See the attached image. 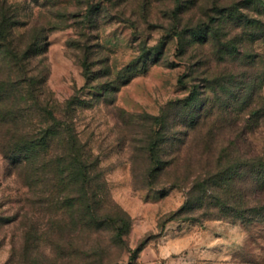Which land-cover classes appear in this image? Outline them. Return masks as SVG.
Instances as JSON below:
<instances>
[{"label": "rangeland", "instance_id": "rangeland-1", "mask_svg": "<svg viewBox=\"0 0 264 264\" xmlns=\"http://www.w3.org/2000/svg\"><path fill=\"white\" fill-rule=\"evenodd\" d=\"M242 3L0 0L13 41H38L28 68L43 102L94 155L88 188L36 164L26 180L1 134L38 124L34 103L15 124L1 114L0 264H264V189L236 165L255 142L233 128L241 103L264 96V27L228 15ZM246 10L264 22V0ZM238 35L244 46L226 49ZM257 141L264 155V127ZM220 157L233 169L203 186Z\"/></svg>", "mask_w": 264, "mask_h": 264}, {"label": "trees", "instance_id": "trees-1", "mask_svg": "<svg viewBox=\"0 0 264 264\" xmlns=\"http://www.w3.org/2000/svg\"><path fill=\"white\" fill-rule=\"evenodd\" d=\"M257 1L244 0L242 6L238 4L228 9V15H236L247 25L258 26L259 29H262L264 22L261 19L253 18L246 12V8ZM5 25L4 19L0 16V117L1 114L9 116L10 122L15 124L14 120L18 119L19 113L23 111L20 105L31 101L34 104L30 107L32 111L36 112L34 120L40 119L38 124L31 126L32 128L27 132H23V134H16L13 131L2 132V141H5V143L9 142L8 145L11 147L4 148L5 146H3L5 153H9L14 170L21 171L22 174L24 173L26 180L30 178L28 173L31 167L36 164L42 175L52 174L59 176L63 180V176L67 172V177L70 180L82 181L83 185L86 186L85 188H88L92 174L86 160L94 159V155L91 151L87 152L85 147L80 145L78 134L75 133L74 123H72V126L68 125L65 129V123L58 119L55 107L49 105L48 102H43L42 97L46 95L48 89L43 86L44 81H40L33 74L32 70L28 68L32 56L39 52L38 41L33 43L29 52H25L21 48L23 44L21 42L15 43L11 34H7ZM250 36L252 35L250 34ZM245 39L248 40L247 37ZM245 39L242 35L241 37L238 35L237 37L225 39L224 45L226 49H231L234 52L240 50L239 47L244 46ZM252 39H254L253 36ZM229 75L230 73L227 76L225 75V78L229 79ZM39 84L40 86H38ZM254 85L256 84L253 81L248 85L249 89L253 88ZM226 90L228 95L230 94L234 100L225 98L223 99L222 106L230 112L235 109L233 107L235 103H239V96L235 94L236 92L232 88H227ZM251 93L250 95H253L241 103L243 111L240 116L235 118L236 121L233 123V128L236 129L234 131L237 134L239 133L238 135L245 142H255V144L254 148L246 153L250 158L242 162L239 160L236 165L241 169L251 168L252 172H249V174L257 179L259 183L257 190H261L264 189V155L263 152L257 149L259 145L257 132L258 129L264 127L261 123V119L264 118V96L257 94L256 97V91ZM49 118L53 120V124H51L52 126L45 127L44 123H48ZM14 140L16 141L14 142ZM232 143L235 142L232 141ZM63 145L65 147H62ZM221 160L222 158L220 157L215 170L210 172L207 179L204 180L203 186L206 184L217 186L224 179L223 173L225 171L226 174L231 172L233 169L231 166L227 170L222 169V167L226 166H222ZM65 162L67 165H65ZM239 173L237 175H241V172ZM226 180L231 181L232 177H228ZM253 209L255 210V208ZM261 209H256L257 213L261 214Z\"/></svg>", "mask_w": 264, "mask_h": 264}]
</instances>
